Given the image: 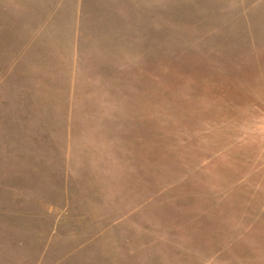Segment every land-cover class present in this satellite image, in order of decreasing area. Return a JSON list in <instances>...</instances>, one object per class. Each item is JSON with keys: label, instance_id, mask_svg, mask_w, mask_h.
I'll use <instances>...</instances> for the list:
<instances>
[{"label": "rangeland", "instance_id": "1", "mask_svg": "<svg viewBox=\"0 0 264 264\" xmlns=\"http://www.w3.org/2000/svg\"><path fill=\"white\" fill-rule=\"evenodd\" d=\"M0 49V264H264V0H0Z\"/></svg>", "mask_w": 264, "mask_h": 264}, {"label": "crops", "instance_id": "2", "mask_svg": "<svg viewBox=\"0 0 264 264\" xmlns=\"http://www.w3.org/2000/svg\"><path fill=\"white\" fill-rule=\"evenodd\" d=\"M54 20H49V26L42 27L36 31L35 34L31 35H22L19 38H80V32L79 31H73L72 33H66L65 31H57L54 30L51 24ZM48 23L46 25H48ZM30 49V48H29ZM23 53H20L19 56L14 57L11 61V65L8 67L7 75H10L12 71L16 74L18 66L22 63H26V51H28L27 47H23ZM1 51V49H0ZM20 71H17L19 73Z\"/></svg>", "mask_w": 264, "mask_h": 264}]
</instances>
